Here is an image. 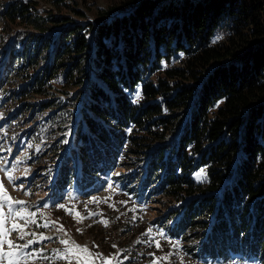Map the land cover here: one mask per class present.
Instances as JSON below:
<instances>
[{"label":"trees","instance_id":"obj_1","mask_svg":"<svg viewBox=\"0 0 264 264\" xmlns=\"http://www.w3.org/2000/svg\"><path fill=\"white\" fill-rule=\"evenodd\" d=\"M52 3L77 20L95 5ZM29 4H8L0 18L4 31L36 28L52 54L31 93H81L52 197L94 189L122 167L112 179L132 200L176 202L154 223L188 254L264 264V0H116L85 23Z\"/></svg>","mask_w":264,"mask_h":264},{"label":"rangeland","instance_id":"obj_2","mask_svg":"<svg viewBox=\"0 0 264 264\" xmlns=\"http://www.w3.org/2000/svg\"><path fill=\"white\" fill-rule=\"evenodd\" d=\"M16 1H30L33 13H52L85 23L97 20V7H109L116 0H88L95 5H90L94 9L92 11H88L85 5L81 6V10L89 15V19L85 20H77L72 11L55 6L53 0H0V10ZM5 25L0 18V180L12 198L24 199L25 203L20 209L32 214L30 219L33 221L27 223L25 219L14 218L5 208V227L11 228L15 221L24 225V231L30 234L20 239L18 232H11L10 238L15 244L23 245L29 239L37 241L21 250L19 264H68L56 253V250L65 248L61 240L75 241L93 252L115 257L113 264H153L155 259L163 257L167 259H160V264H219L205 262L188 254L183 240L170 239L164 227L154 223L176 204L171 198L155 197L146 203H139L113 184L111 177L119 171L124 172L125 168L119 167L112 175L110 173L104 177L106 182L89 195L71 190L63 200H51L49 186L58 162L70 143L78 115V106L71 108V100L76 98L77 91L71 89L69 95H57L45 100L34 96L31 93L32 84L46 74V67L50 63L46 58H52V54L48 56V53H43L46 45L40 42L42 33L36 28L14 22L7 24L4 31ZM56 32L57 29L50 34ZM3 62L6 67L13 65L8 72H4ZM21 90H28L31 95L19 96ZM77 94L81 95L79 92ZM51 102L55 107L43 109L47 106L42 103ZM6 171H11L14 179L9 180ZM68 178L73 181L70 173ZM195 178L202 181L205 175L200 172ZM27 186L33 192L30 197L28 192L23 193ZM61 205L78 211L83 219L69 214ZM103 220L108 222L107 226ZM46 223L49 226L43 227ZM61 225L63 231L59 230ZM41 234L50 239L40 241ZM157 241L159 248L156 247ZM27 252L36 254L23 255ZM97 264L101 262L97 261Z\"/></svg>","mask_w":264,"mask_h":264},{"label":"snow or ice","instance_id":"obj_3","mask_svg":"<svg viewBox=\"0 0 264 264\" xmlns=\"http://www.w3.org/2000/svg\"><path fill=\"white\" fill-rule=\"evenodd\" d=\"M6 175L9 180L14 179L11 171H6ZM24 201L21 200H13V198L8 194L7 189H5L3 181L0 180V264H19V258L21 256V250L27 249L34 243H37L36 240L29 239L23 245L15 244L14 241L10 238V234L13 231L19 233L20 239H24L25 235H30L24 231V225H21L17 222H13L11 228L5 227L7 216L5 213V207L7 208V212L11 213L12 217L25 219L27 223H32L33 221L30 219V213H27L24 209H15L14 205H22ZM62 208L65 206L61 205ZM65 211L69 212V214H74L78 219H83L80 217V213L78 211H74L69 208H65ZM90 215H95L90 213ZM105 226H107V221H102ZM49 225L46 223L43 227H48ZM60 231H63V225L60 226ZM79 231V229H78ZM50 239V237H46L43 234L39 236V240ZM65 248L63 250H56L57 255L60 259H64L68 262V264H97V261L101 262V264H113L115 257H107L100 252L91 251L86 245H80L75 241L69 240H61L60 241ZM5 245H7V250H5ZM115 247V245L113 246ZM156 247L159 248L160 244L157 241ZM42 252L43 249H40ZM36 253L27 252L23 253L26 256H33ZM160 259H167V257L157 258L153 261V264H160Z\"/></svg>","mask_w":264,"mask_h":264}]
</instances>
